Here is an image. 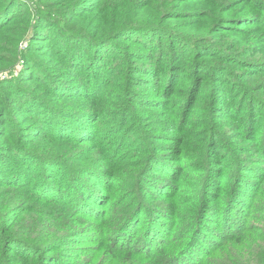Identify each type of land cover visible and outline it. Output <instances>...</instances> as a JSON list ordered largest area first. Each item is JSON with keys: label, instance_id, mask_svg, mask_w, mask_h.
<instances>
[{"label": "rangeland", "instance_id": "374dc122", "mask_svg": "<svg viewBox=\"0 0 264 264\" xmlns=\"http://www.w3.org/2000/svg\"><path fill=\"white\" fill-rule=\"evenodd\" d=\"M3 2L0 264H264V0Z\"/></svg>", "mask_w": 264, "mask_h": 264}, {"label": "trees", "instance_id": "16d2710c", "mask_svg": "<svg viewBox=\"0 0 264 264\" xmlns=\"http://www.w3.org/2000/svg\"><path fill=\"white\" fill-rule=\"evenodd\" d=\"M0 1H3V0H0ZM11 2V0L9 1V0H4V2H3V7L4 6H6V5H8L9 3ZM2 7V8H3ZM8 10H10L12 13H16V9H15V7H12V6H10L7 10H5V11H8ZM39 19L37 16L36 17H31V20H32V25H33V27L35 28V29H33V32H34V34H35V36L37 37V36H39V35H44V33H45V31L44 30H42V28H41V25H39V21L37 22V20ZM47 20H50V19H47ZM2 21H1V19H0V23H1ZM50 22L52 23V25H53V27H55V26H57V30H59L60 31V27H61V22L59 21V20H50ZM9 23H11V20H10V22ZM9 23H7L6 25H8ZM6 25H4V26H6ZM133 26H135V25H133ZM143 26V25H142ZM98 27H100V26H94V27H86V28H84V31H85V33L86 34H90V33H96V31L94 30V28L95 29H97V31H98V33H101V34H105L106 32H109V31H112V29H110V28H108V27H104L103 26V28L102 29H100V28H98ZM143 27H145V28H148V27H150V26H143ZM125 28H127L126 26H124L118 33H123V31L125 30ZM66 35H62V37L63 38H65L64 39V42H63V46H64V50H65V53H67V57H70V55L71 54H75V59H74V57L73 58H70L71 60H75V61H78L79 59H80V57H83V53H81L80 54V56H79V54H77V53H75V49L74 48H71L72 47V45H73V43H72V40H73V38H72V36H74L73 34H71L69 31H66V33H65ZM122 35V34H121ZM61 36V35H60ZM86 37V36H85ZM112 37V36H111ZM118 37H120V35H118ZM122 37V36H121ZM50 38V37H49ZM66 48V49H65ZM60 51H62V50H60ZM72 51V52H71ZM70 62H73V61H70ZM98 77H99V75H98ZM96 82H98V79H97V81ZM14 98H15V96H14ZM15 101H16V104H14V105H19V107H21V108H23V107H26L27 109L24 111V112H28L30 109L29 108H31L29 105H27L26 103H24L20 98H18V96H16V98H15ZM41 110V109H40ZM37 113H40V112H37ZM36 118V117H35ZM40 119H42L43 121L41 122V124L39 125V126H41V129H40V131H38V133H37V135L36 136H41V133H47V134H50L51 136L52 135H58V132H61L62 134L64 133V132H67V133H65V134H74V135H78V133H77V130H76V127L75 128H72V131L71 130H59L58 128H60V127H57V125H54V124H50V123H48L47 122V118L45 117V116H43V115H41V118ZM61 121V120H60ZM64 123V122H63ZM62 127H63V125H62ZM56 129H58V130H56ZM5 137H6V135H5ZM70 137H73L72 135H70ZM36 156H39V158L38 157H36V158H34V157H29L28 159H26V161H24V159H23V157L21 158H19V162L18 161H16L15 159H13V158H9V165H8V168H9V172H10V177H11V179L12 180H14V181H16V184H20L21 183V185H28V187H37V180H36V176H38V175H36V172L38 171L39 173H40V176H39V178L41 177H43V176H45V173L43 172V168H42V166H44V163L45 164H48L47 165V167H51V168H56L57 166H54V165H56V160H53V159H50V158H48L46 155H43V154H38V155H36ZM51 161H53V162H51ZM0 162L2 163V164H4L3 163V160L1 159L0 160ZM42 168V169H41ZM41 169V170H40ZM40 170V171H39ZM43 175V176H42ZM47 178V177H46ZM39 180V179H38ZM45 181H47V180H44V182ZM237 183H239V179L237 180ZM31 185V186H30ZM31 190V189H30ZM31 191H33V190H31ZM58 194H56V196H57ZM54 196V195H53ZM55 197V196H54ZM63 196L62 195H60V198H62ZM56 200H58V199H56ZM60 200V199H59ZM142 204V203H141ZM139 205L137 204L136 205V207H135V210L131 213V214H135L136 213V211L138 210V207ZM200 212V209H199V211L197 210V213H199ZM198 221V220H197ZM198 223V222H197ZM225 227H227V225H225ZM172 228V227H171ZM168 230L166 229L164 232H163V234H166V232H167ZM216 233H218V232H216ZM190 239H192V238H190ZM197 240H196V238L194 239V243L196 242ZM154 245H157V246H159L157 243H155ZM187 245V244H186ZM195 245H200L199 244V241H197L196 243H195ZM201 246V245H200ZM187 248V247H186ZM198 252H200V250L198 251ZM200 259V258H202L201 257V255H197V259Z\"/></svg>", "mask_w": 264, "mask_h": 264}]
</instances>
